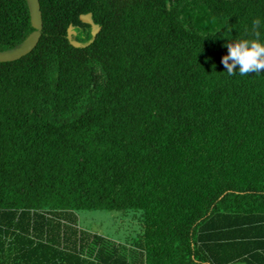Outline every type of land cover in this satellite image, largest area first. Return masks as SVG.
<instances>
[{"label": "trees", "instance_id": "obj_1", "mask_svg": "<svg viewBox=\"0 0 264 264\" xmlns=\"http://www.w3.org/2000/svg\"><path fill=\"white\" fill-rule=\"evenodd\" d=\"M40 4L37 47L0 63V264H264V73L221 62L225 37L264 36V0ZM87 14L101 31L74 47ZM33 31L26 0H0V51Z\"/></svg>", "mask_w": 264, "mask_h": 264}, {"label": "clouds", "instance_id": "obj_2", "mask_svg": "<svg viewBox=\"0 0 264 264\" xmlns=\"http://www.w3.org/2000/svg\"><path fill=\"white\" fill-rule=\"evenodd\" d=\"M261 21H253V28H259ZM224 47L228 49L227 54L222 57V64L226 68L228 76H246L250 73H264V36L259 31L255 32L253 38L233 40L228 37Z\"/></svg>", "mask_w": 264, "mask_h": 264}, {"label": "water", "instance_id": "obj_3", "mask_svg": "<svg viewBox=\"0 0 264 264\" xmlns=\"http://www.w3.org/2000/svg\"><path fill=\"white\" fill-rule=\"evenodd\" d=\"M30 15H31V23L34 28V31L28 36L26 40H24L21 44L16 47L6 50L0 51V63L1 62H12L19 60L28 54H30L38 45L43 31V14L41 10L40 0H26ZM81 20L92 26V40L89 43L83 44L74 39V36L77 35L74 27L71 26L69 28L68 39L70 43L77 48L86 47L91 44L97 37L98 33L101 31V27L94 23L92 14H87L81 16Z\"/></svg>", "mask_w": 264, "mask_h": 264}, {"label": "rangeland", "instance_id": "obj_4", "mask_svg": "<svg viewBox=\"0 0 264 264\" xmlns=\"http://www.w3.org/2000/svg\"><path fill=\"white\" fill-rule=\"evenodd\" d=\"M132 218V212H129L127 217H124L123 213L111 211L79 212L81 228L122 242L125 237L137 230V222Z\"/></svg>", "mask_w": 264, "mask_h": 264}]
</instances>
